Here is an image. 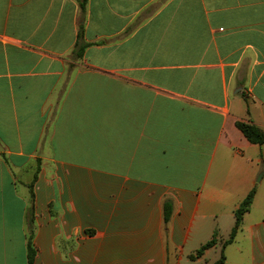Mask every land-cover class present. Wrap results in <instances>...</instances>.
Masks as SVG:
<instances>
[{
  "label": "crops",
  "instance_id": "0c3cea01",
  "mask_svg": "<svg viewBox=\"0 0 264 264\" xmlns=\"http://www.w3.org/2000/svg\"><path fill=\"white\" fill-rule=\"evenodd\" d=\"M237 122L264 134V0H0V264L30 218L34 264H264Z\"/></svg>",
  "mask_w": 264,
  "mask_h": 264
},
{
  "label": "trees",
  "instance_id": "16d2710c",
  "mask_svg": "<svg viewBox=\"0 0 264 264\" xmlns=\"http://www.w3.org/2000/svg\"><path fill=\"white\" fill-rule=\"evenodd\" d=\"M89 0H78L80 4V8L82 10V13L84 14L86 11V7ZM129 33V29L126 31V34ZM90 44L86 43L84 40V26L81 25L80 31L78 34V40L76 42L75 48H74V57L76 59L81 58L83 56V53L85 49ZM238 129L244 134V136L248 139L249 142L252 144H256L259 146H262L264 144V134L256 125H254L251 122H237L236 123ZM39 171L36 172L35 179H37V174ZM256 193V189H253L249 195L246 197V199L242 202L240 207L237 209L235 213L236 222L235 226L231 232L229 240L226 241V244H230L233 242L236 233L241 227V224L243 222L244 215L251 209V206L253 204L254 196ZM164 215H165V221L168 222L172 215V203L170 201H166L164 204ZM216 244V238L214 237L211 241L204 244L197 252L196 256L200 257L203 255V253L213 247ZM36 258V249L33 245V219L30 218L29 221V232H28V264H34ZM192 258H195V256H192ZM224 257L218 261L217 264H223Z\"/></svg>",
  "mask_w": 264,
  "mask_h": 264
}]
</instances>
